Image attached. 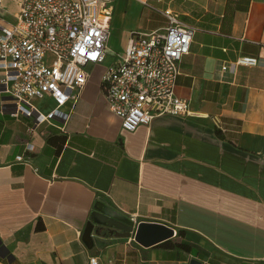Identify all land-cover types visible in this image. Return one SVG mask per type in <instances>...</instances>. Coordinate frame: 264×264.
Listing matches in <instances>:
<instances>
[{
  "label": "crops",
  "instance_id": "0c3cea01",
  "mask_svg": "<svg viewBox=\"0 0 264 264\" xmlns=\"http://www.w3.org/2000/svg\"><path fill=\"white\" fill-rule=\"evenodd\" d=\"M1 7L11 21L20 10ZM168 8L196 28L176 81L190 116L123 128L100 90L107 65L50 122L0 98V264H264V0H114L107 47L118 58L134 31L165 27ZM35 104L56 108L50 96ZM97 201L173 226L168 240L181 231L189 249L98 225L89 247Z\"/></svg>",
  "mask_w": 264,
  "mask_h": 264
},
{
  "label": "built area",
  "instance_id": "2783aa9c",
  "mask_svg": "<svg viewBox=\"0 0 264 264\" xmlns=\"http://www.w3.org/2000/svg\"><path fill=\"white\" fill-rule=\"evenodd\" d=\"M1 1L0 98L12 99L14 115L33 118L36 126L64 116L61 107L79 98L92 68L108 57L114 0H16L20 10L13 21L5 18ZM164 15L162 29L134 31L124 53L100 77L110 111L127 130L163 115L192 114L189 101L176 93V81L196 28L170 8ZM237 63L255 65L257 58ZM45 96L56 102L48 114L34 103ZM90 264H98L97 258Z\"/></svg>",
  "mask_w": 264,
  "mask_h": 264
},
{
  "label": "water",
  "instance_id": "95a60500",
  "mask_svg": "<svg viewBox=\"0 0 264 264\" xmlns=\"http://www.w3.org/2000/svg\"><path fill=\"white\" fill-rule=\"evenodd\" d=\"M95 225L100 226V231L104 234L105 228L110 229L108 233L122 236H130L134 232L135 239L145 246L168 240L176 234L173 226L161 221H141L136 224L129 216L103 201H97L91 220L84 229L83 240L89 247L95 242L92 236ZM190 264L202 263L192 259Z\"/></svg>",
  "mask_w": 264,
  "mask_h": 264
},
{
  "label": "rangeland",
  "instance_id": "374dc122",
  "mask_svg": "<svg viewBox=\"0 0 264 264\" xmlns=\"http://www.w3.org/2000/svg\"><path fill=\"white\" fill-rule=\"evenodd\" d=\"M107 52H108V57H107L105 63L103 64V66L112 65L115 62V60L117 59V56L119 54V53H117V50H115L111 47H107ZM35 100H34V103H35ZM51 104H52L51 102L50 103L48 102V103H46V106H49Z\"/></svg>",
  "mask_w": 264,
  "mask_h": 264
},
{
  "label": "trees",
  "instance_id": "16d2710c",
  "mask_svg": "<svg viewBox=\"0 0 264 264\" xmlns=\"http://www.w3.org/2000/svg\"><path fill=\"white\" fill-rule=\"evenodd\" d=\"M181 237H182V232L179 231L177 236L174 239L168 240L167 242H169V244L172 247L189 249L188 245H185V244L182 243Z\"/></svg>",
  "mask_w": 264,
  "mask_h": 264
}]
</instances>
